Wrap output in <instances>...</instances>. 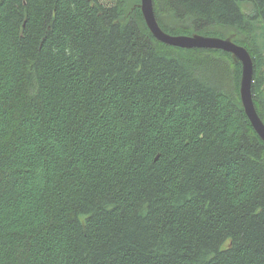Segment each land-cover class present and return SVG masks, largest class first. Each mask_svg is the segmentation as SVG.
Instances as JSON below:
<instances>
[{
  "label": "trees",
  "instance_id": "1",
  "mask_svg": "<svg viewBox=\"0 0 264 264\" xmlns=\"http://www.w3.org/2000/svg\"><path fill=\"white\" fill-rule=\"evenodd\" d=\"M138 2L0 0V264H264L240 64L157 40ZM153 7L234 35L264 121V0Z\"/></svg>",
  "mask_w": 264,
  "mask_h": 264
},
{
  "label": "water",
  "instance_id": "2",
  "mask_svg": "<svg viewBox=\"0 0 264 264\" xmlns=\"http://www.w3.org/2000/svg\"><path fill=\"white\" fill-rule=\"evenodd\" d=\"M150 33L159 41L183 49H218L230 53L233 61L241 66L239 97L245 115L257 135L264 142V121L259 116L253 101V59L248 50L233 41V34L226 37L205 36L199 33L172 35L159 25L153 7V0H140L138 4Z\"/></svg>",
  "mask_w": 264,
  "mask_h": 264
},
{
  "label": "rangeland",
  "instance_id": "3",
  "mask_svg": "<svg viewBox=\"0 0 264 264\" xmlns=\"http://www.w3.org/2000/svg\"><path fill=\"white\" fill-rule=\"evenodd\" d=\"M103 2L109 3L111 0H101ZM140 2H138L139 4ZM240 8L244 11V12H250L251 10V6L248 3H239ZM175 30L174 31H168L171 34H185V33H190V31H186L183 28H180V26H174ZM199 33L206 35V36H216V37H224L223 32H207V31H199ZM240 72H241V66H240Z\"/></svg>",
  "mask_w": 264,
  "mask_h": 264
},
{
  "label": "bare ground",
  "instance_id": "4",
  "mask_svg": "<svg viewBox=\"0 0 264 264\" xmlns=\"http://www.w3.org/2000/svg\"><path fill=\"white\" fill-rule=\"evenodd\" d=\"M193 33H197V32H193ZM170 34V33H169ZM192 34V33H191ZM172 35H189V34H172ZM203 35V34H201ZM206 36V35H205ZM213 37V36H212ZM252 57V56H251ZM254 64V63H253Z\"/></svg>",
  "mask_w": 264,
  "mask_h": 264
}]
</instances>
